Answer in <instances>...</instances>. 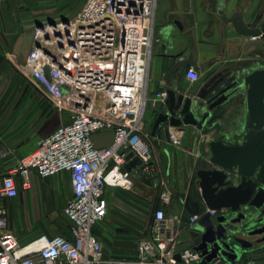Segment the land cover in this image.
<instances>
[{
    "label": "built area",
    "instance_id": "built-area-1",
    "mask_svg": "<svg viewBox=\"0 0 264 264\" xmlns=\"http://www.w3.org/2000/svg\"><path fill=\"white\" fill-rule=\"evenodd\" d=\"M155 11L156 0H86L68 23L60 18L35 29L34 41L39 40L40 46L31 49L26 68L52 105L68 111V122L42 137L33 152L0 171V264H177L178 253L188 264L203 259L194 249H176L181 233L197 224V214L185 220L179 215L168 217L162 207L157 208L131 257H108L95 234L109 215L107 188L132 189L131 173L123 171L130 160L141 159L140 177L155 175L150 150L139 136L148 97ZM185 75L191 82L199 78L193 65ZM99 95L102 99L96 101ZM167 97L163 88L154 100L159 103ZM103 130L113 131V142L99 148L93 134ZM168 138L181 147L185 132L176 129ZM131 152L134 156L127 160ZM62 172L71 175L72 197L63 208L70 224L67 233L43 234L22 243L9 227L4 201L18 197L19 185L31 189L34 173L45 179ZM169 199V192L161 193V201Z\"/></svg>",
    "mask_w": 264,
    "mask_h": 264
},
{
    "label": "crops",
    "instance_id": "crops-1",
    "mask_svg": "<svg viewBox=\"0 0 264 264\" xmlns=\"http://www.w3.org/2000/svg\"><path fill=\"white\" fill-rule=\"evenodd\" d=\"M22 1L0 0V14L4 11L9 13V15H0V90L2 91L0 92V105L7 106L3 118L16 120L18 125L17 131L7 132L4 138L8 145H17L15 151L19 155L18 157L13 155V157L0 158V171H6L21 157L33 152L39 140L55 130L53 127L48 129L43 125L40 129L38 126L29 128L30 124L39 125L40 88L25 65L26 58L34 46L36 28L31 24L33 22L35 24L36 19L32 22L30 18L14 15L13 12L14 9L26 7L25 4H21ZM80 1L73 0L72 3L76 7ZM85 2L86 0L82 7ZM237 14L243 15L249 25L258 26L264 20V0L157 1L153 45L148 68V97L143 116V127L139 135L142 144L150 150V166L155 175L151 178L140 177L137 173L143 166L140 163L130 170L133 181L131 190L108 187L107 197L110 206L106 220L111 221V203H116V201L118 204L116 207L120 213L126 210L137 219L135 222L127 218L128 220L125 219L127 223L123 222L129 228V232L135 230L132 228H137L136 231L138 229L144 231L151 220L142 226L137 224L139 218L142 217L140 220L143 222L151 215L154 217V212L159 207L165 210L168 217L179 215L185 220L193 214L200 217L207 212L197 172L199 169L218 168L211 162L212 154L209 144L212 140L223 138L237 143L246 130L248 124L246 90L242 89L236 96L230 97L213 111H206L205 116H208V119L205 120L203 129L194 125L184 126L185 140L181 147L172 145L168 138L171 132L181 128L173 127L165 121L154 131L159 115L168 109L167 99L156 103L154 98L157 92L166 88L175 90L178 96L184 95L185 98H190L193 100V106L197 102L205 104L206 101L201 96L212 85L217 84L220 90L233 74H246L264 68V49L258 45L245 46L248 39L236 34L232 26L222 19V16ZM175 20H179L183 25V33L173 23ZM193 32L196 33L198 42L197 60L193 65L199 73L198 80L191 82L186 78L187 68L173 72L168 80L167 76L171 67L194 53ZM8 113L11 114L9 119ZM63 117L66 118L62 120L68 122V116ZM203 117L204 114H200L197 118L202 120ZM93 141L99 148L109 146L113 142V131L96 132L93 134ZM63 187L70 188L72 191L69 172H62L45 179L34 173L31 189L23 190L19 185L18 197L5 200L4 203L8 212L9 209L11 212L13 210L34 211L36 216H48L61 209L63 213V208L67 203L65 202L66 196L61 192ZM165 191L170 194L167 202L160 200L161 193ZM35 197H38L39 205L35 204ZM11 206L16 209H12ZM114 215L119 216L120 214ZM245 223L243 221L237 226L241 227ZM121 226L124 227L122 224ZM150 226L151 223L149 228ZM104 230L108 231V228L104 225L100 228L98 225L95 228V234L105 246L108 242ZM188 232L186 230L181 233L176 247L177 251L193 249ZM239 236L254 243V246L246 253L247 255L245 254L248 257L247 264L263 262L264 243H257L262 235L242 232ZM36 237L37 235L34 234L30 240ZM129 243L131 242L119 245L118 249H127L122 253L119 251L120 254L117 251L116 253L111 252V248L105 246L108 257L134 256L136 245L129 246ZM212 264L245 263L216 260Z\"/></svg>",
    "mask_w": 264,
    "mask_h": 264
},
{
    "label": "water",
    "instance_id": "water-1",
    "mask_svg": "<svg viewBox=\"0 0 264 264\" xmlns=\"http://www.w3.org/2000/svg\"><path fill=\"white\" fill-rule=\"evenodd\" d=\"M225 23L230 24L234 32L248 40L245 46L258 45L264 49V20L258 26H251L244 16H222ZM62 20L69 21L67 14ZM50 23H54L50 17ZM183 33V25L179 20L173 22ZM44 23L36 19V28H42ZM194 53L175 63L168 73V80L173 72L190 67L196 63L198 42L193 32ZM39 47V40L34 41ZM45 73L50 78L49 68ZM217 84L212 85L201 96L205 104L178 96L173 89H168L166 104L168 109L159 115L154 125V131L165 121L173 127L184 130V126L194 125L203 129L206 111H213L223 105L230 97H234L242 89L247 94L248 124L237 143L223 138L210 142L211 162L218 168L199 169V186L207 212L199 217L197 224L188 232L193 243V249L200 252L203 259L200 264H212L216 260H227L233 263L243 261L254 243L239 236V233L262 235L257 243H264V68L256 69L246 74H233L228 83L218 90ZM204 114V119L197 117ZM131 152L127 156L130 160ZM141 163L139 157H134L123 168L130 171ZM211 211H216L212 215ZM246 222L241 227L237 226ZM246 254V255H245ZM177 262H182L180 254H176Z\"/></svg>",
    "mask_w": 264,
    "mask_h": 264
},
{
    "label": "rangeland",
    "instance_id": "rangeland-1",
    "mask_svg": "<svg viewBox=\"0 0 264 264\" xmlns=\"http://www.w3.org/2000/svg\"><path fill=\"white\" fill-rule=\"evenodd\" d=\"M157 1L158 0H156V9H157ZM22 2L23 3L21 4H25L26 7L23 6L17 8L16 10L14 9L13 11L14 15L28 17L32 20V22L34 19H39L41 22L44 23V25L46 24L47 26H49L55 24L56 21H59L60 18H62L63 14H67L68 17H73L81 9L84 0H81L78 6L76 7L72 3L73 0H23ZM0 15H9V13L4 11ZM50 17L53 18V20L55 21L54 23L49 22ZM31 25L34 28H36V23L34 24L33 22ZM0 92L2 91L0 90ZM39 96H40L39 125L30 124L29 128L31 127L36 128L38 126V128L40 129L42 125L43 127H48V129L52 127L56 128L58 125L62 123L63 121L62 118H66L63 116L64 115L68 116V111L60 110L59 108L54 107L42 90H40ZM101 99L102 97L100 95L96 97V101H99ZM3 107L4 105L1 104L0 105V158L13 157V155H16V157H18L19 155L15 151L17 145L16 146L8 145L4 138V136H7L8 134L7 132L18 130L17 121L12 119L10 120L9 117L11 114L9 113L7 114L9 120H6L7 117L3 118V116H5V112H6L5 108L7 106L4 108ZM61 192L66 196L65 202L68 201L72 196V191L70 190V188L63 187L61 188ZM34 202L36 205H39L38 197L34 198ZM116 204L117 201L116 203L115 202L113 204L111 203L110 214L112 217L114 214H120L121 217H119L120 215L119 216L114 215L113 218L111 217V221L105 220L101 222L99 226L101 228L102 225H104L105 227L108 228V231H110V233H108V231L104 230L105 231L104 233L106 235V240L108 242L107 244L105 243L106 248L107 247L111 248L110 249L111 252L115 251L116 253L117 251L118 253L120 251L122 253L125 252L127 249H121V248L118 249L119 245L122 243L127 244L128 242H131L129 243L130 244L129 246H133V244L137 245V242L140 239V237L147 234L149 230V224L150 223L152 224L153 216L151 215L148 219H145L143 222H141L142 220H140L142 219V217L139 218L138 220L139 222L137 224H140L142 226H145L146 222L147 221L149 222L151 220L148 226L146 225L144 231H139V229L138 231H136L137 228H132L135 230L129 232L128 231L129 228H127L123 222L127 223L126 220L128 219L137 222V219L134 218V216H132L131 213L126 210L121 211L120 213V210L117 209ZM11 207L12 209H16L14 208V206ZM125 209L129 210L128 208ZM8 220H9V227L16 233V235L18 236V238L21 240L22 243H28L29 241H31L30 237L33 236L34 234H36L38 237L43 234L54 235V234L64 233L69 229L70 226L68 220L63 215L61 209L53 212L52 215H48V216H42V215L36 216L34 211L23 212L22 210H17V211L13 210L11 212L9 209ZM119 222H121V224L124 227H122L121 224H119ZM132 226H134V224ZM111 258L118 259L122 257L112 256ZM178 264H188V263L178 262Z\"/></svg>",
    "mask_w": 264,
    "mask_h": 264
},
{
    "label": "bare ground",
    "instance_id": "bare-ground-1",
    "mask_svg": "<svg viewBox=\"0 0 264 264\" xmlns=\"http://www.w3.org/2000/svg\"><path fill=\"white\" fill-rule=\"evenodd\" d=\"M73 55V54H72Z\"/></svg>",
    "mask_w": 264,
    "mask_h": 264
},
{
    "label": "trees",
    "instance_id": "trees-1",
    "mask_svg": "<svg viewBox=\"0 0 264 264\" xmlns=\"http://www.w3.org/2000/svg\"><path fill=\"white\" fill-rule=\"evenodd\" d=\"M178 264V263H177Z\"/></svg>",
    "mask_w": 264,
    "mask_h": 264
}]
</instances>
